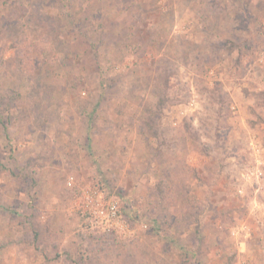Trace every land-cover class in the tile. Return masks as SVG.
I'll list each match as a JSON object with an SVG mask.
<instances>
[{
  "label": "rangeland",
  "instance_id": "rangeland-1",
  "mask_svg": "<svg viewBox=\"0 0 264 264\" xmlns=\"http://www.w3.org/2000/svg\"><path fill=\"white\" fill-rule=\"evenodd\" d=\"M0 264H264V0H0Z\"/></svg>",
  "mask_w": 264,
  "mask_h": 264
},
{
  "label": "built area",
  "instance_id": "built-area-1",
  "mask_svg": "<svg viewBox=\"0 0 264 264\" xmlns=\"http://www.w3.org/2000/svg\"><path fill=\"white\" fill-rule=\"evenodd\" d=\"M80 204L85 224L92 231L97 229L102 232H111L118 227L121 219L118 204L115 201H102L99 190L85 191Z\"/></svg>",
  "mask_w": 264,
  "mask_h": 264
}]
</instances>
